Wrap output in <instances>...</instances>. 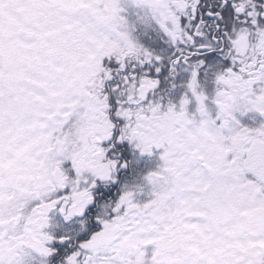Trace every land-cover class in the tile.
Instances as JSON below:
<instances>
[{
	"label": "snow or ice",
	"instance_id": "snow-or-ice-1",
	"mask_svg": "<svg viewBox=\"0 0 264 264\" xmlns=\"http://www.w3.org/2000/svg\"><path fill=\"white\" fill-rule=\"evenodd\" d=\"M0 264H264V0H0Z\"/></svg>",
	"mask_w": 264,
	"mask_h": 264
}]
</instances>
